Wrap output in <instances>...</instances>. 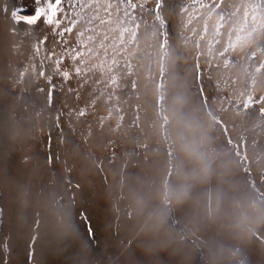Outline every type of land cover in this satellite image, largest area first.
I'll return each instance as SVG.
<instances>
[{
    "label": "rangeland",
    "instance_id": "obj_1",
    "mask_svg": "<svg viewBox=\"0 0 264 264\" xmlns=\"http://www.w3.org/2000/svg\"><path fill=\"white\" fill-rule=\"evenodd\" d=\"M4 5L9 7L7 16ZM36 6V0H0V67L9 64L13 75L16 69L27 70L29 81L16 84L0 78V264H202L210 241L235 245L213 225L189 233L184 229L186 211L177 209L175 231L184 230L183 250L177 254L170 247L146 256L130 232L128 195L165 176L169 168L166 152L171 145L164 131L165 118L176 108L201 122L193 120V135L211 141L218 151H227L238 161L234 172L222 180L213 177L210 183L194 189V195L206 199L219 189L228 195L246 191L258 199L246 182L241 156L225 142L223 128L214 115L227 125L233 141L240 143L248 169L259 180L264 177L257 166L258 161H264V127L252 124L258 121L260 104L254 101L245 110L242 100L231 106L229 102L216 103L220 109L226 104L229 107L209 115L196 96L198 82L187 77L194 72L193 61L183 67L177 63L176 45L181 41H173L164 59L150 35L140 39V58L134 48L128 51L135 72L132 79L137 83L135 95L127 86V70L119 55L112 73L119 81L118 88L108 83V73L100 71L87 72L83 82L75 77L64 80L52 61L44 59L46 48L59 53L64 47L58 30L40 22L33 33L23 22L16 25L11 20V8L32 15ZM64 7L70 15L69 0H64ZM178 31L171 21L170 35L175 37ZM75 32L64 37L70 45L76 43ZM40 33L48 41L34 55ZM101 39L97 37L91 46L99 49L103 59ZM112 54L109 48V63ZM263 59L259 53L256 66ZM65 60L70 67L71 61ZM86 60L89 68L100 62L94 55ZM245 69V60L232 67L240 74ZM40 71L51 76V81L39 76ZM261 76L254 74L258 87L264 86V78L257 80ZM137 106L140 119L134 125ZM85 107L86 114L79 117L78 110ZM241 111L250 115H241ZM241 137L247 141L246 148ZM174 157L171 164L175 167L179 163L175 152ZM67 210L72 214V229L66 227ZM259 230L264 231V227ZM242 247L251 264H264L260 241L253 237Z\"/></svg>",
    "mask_w": 264,
    "mask_h": 264
},
{
    "label": "snow or ice",
    "instance_id": "obj_2",
    "mask_svg": "<svg viewBox=\"0 0 264 264\" xmlns=\"http://www.w3.org/2000/svg\"><path fill=\"white\" fill-rule=\"evenodd\" d=\"M36 2L37 6L32 15H23L19 9L11 8V20L16 25L23 22V25L32 28L33 33L40 22L53 26L58 30V35H60L64 47L61 48L59 53L46 48L44 59L52 61L56 72L64 80L75 77L83 82L87 72L100 71L108 73L110 77L108 83L113 88H118L119 81L112 73L114 67L119 63L117 59L119 55L120 59L124 61L123 68L127 70L126 75L129 81L127 86L135 95L137 83L132 79L135 72L131 63L132 55L128 54V51L134 48L137 58H140L139 42L143 35H150L155 40V46L160 48L164 59L169 56V49L173 41L180 40L184 45L194 44L196 49L193 55L194 78L195 69L201 67L199 58L205 54L200 51L201 42H205L207 47L209 73L212 70L213 59L221 61L225 70L239 64L240 57L233 56L231 60L227 58L232 53L237 52V50L244 53L246 72L252 77L253 84L255 83L254 74L264 72V62L256 66L255 60L257 52L264 56V0H176V2H171V0H144L142 3H136L135 0H75L73 3V0H69L72 7L70 15L64 7V0H36ZM2 10L7 16L9 7L4 5ZM170 17L177 18L176 26L179 31L175 37L171 36L169 32L171 26ZM210 22L212 23L210 24ZM194 23L197 25L196 27H192ZM74 29L76 30V43L75 45H70V42L64 37L66 34L73 33ZM25 35H27V32H25ZM99 36H102L99 48L104 49L103 59H100L99 49L91 46ZM47 41L48 37L40 33V36L36 37L33 54H38L41 45H46ZM109 48L112 49L113 53L110 63L108 57ZM221 48L222 50H220ZM93 55L100 62L89 68L86 58ZM65 58H67V61H71L70 67L67 65ZM42 64L43 61H41ZM216 66L219 68L221 65L217 64ZM32 67L34 69L35 66ZM38 75L49 81L52 79L44 71H40ZM0 78L11 80L16 84L29 82L27 80V70L20 71L16 69L15 75H13L11 66L7 63L0 67ZM163 78L164 74L161 76V81ZM99 82L97 81V83ZM81 86H83V83ZM217 88L219 89V84H217ZM203 91L202 86L198 87L196 96L201 106L211 112L209 98L201 95ZM253 93L254 91L249 90L246 98L242 100L243 109H249L250 103L254 102ZM244 95L242 92L241 97H244ZM24 98L20 96V99ZM47 100H51V93L48 94ZM258 100L260 102L257 116L258 126L264 127V95H259ZM232 103L229 100L230 106ZM236 106L240 107V103H237ZM116 111L119 112L120 109L117 108ZM85 114L86 107L79 109L77 112L79 117ZM239 114L249 115L248 112L243 111ZM118 118L123 120V116ZM139 119V106H137L133 124H138ZM214 119L223 128L225 142L233 147L235 155L241 156V165L244 169L248 186L260 201H264V177H260L257 180L251 174L246 163V153L243 156L241 155L240 143L233 141L228 132V127L222 119L215 115ZM57 121H59V116ZM241 141L246 148V139L241 137ZM185 150L194 151V148L191 145H185ZM166 157L168 158L169 168L165 175L170 179L174 169L171 161L175 159L171 145L166 152ZM217 201H219V197H217ZM170 220L173 225L178 223L175 218V211H173ZM254 239L264 245V231L258 230ZM131 244L132 241H129L127 247L130 248ZM233 251L240 253L241 250L236 248ZM243 261L244 264H251L247 258L246 251L243 254Z\"/></svg>",
    "mask_w": 264,
    "mask_h": 264
},
{
    "label": "clouds",
    "instance_id": "obj_3",
    "mask_svg": "<svg viewBox=\"0 0 264 264\" xmlns=\"http://www.w3.org/2000/svg\"><path fill=\"white\" fill-rule=\"evenodd\" d=\"M193 120L201 123L197 117L176 108L169 111L164 131L179 163L170 179L165 175L158 183L129 192L130 232L146 256H155L170 247L178 254L183 250L184 230L175 231L170 217L173 211L180 209L186 211L184 229L189 233L213 225L236 242L231 245L210 241L202 264H244L242 245L264 227V201L246 191L228 195L218 189L215 196L209 194L206 199L194 195V189L210 183L213 177L222 180L234 172L238 161L227 151H218L211 141L193 135ZM185 145L193 146L194 151H186ZM257 166L264 172V161H258ZM65 222L68 229L74 227L70 210L65 213ZM236 248L240 253L233 251Z\"/></svg>",
    "mask_w": 264,
    "mask_h": 264
},
{
    "label": "flooded vegetation",
    "instance_id": "obj_4",
    "mask_svg": "<svg viewBox=\"0 0 264 264\" xmlns=\"http://www.w3.org/2000/svg\"><path fill=\"white\" fill-rule=\"evenodd\" d=\"M137 1L139 0H135V2ZM171 2H176V0H171ZM171 21L175 23V25H177V18H171ZM212 22H210V24ZM196 26L197 25L195 23L192 25V27H196ZM177 48H178L177 50L178 55L175 54V57L177 59V63L180 64L181 67L190 63V60L193 61V55L196 52L194 44L190 43L188 45H184L183 42L181 41L176 45V49ZM182 48L184 49L181 51ZM220 50H222V48ZM200 51L205 53L204 55H201L199 58V63L201 67L198 69H200V72L199 73L195 72V78H194V72L192 75L190 74L187 77L196 80L199 86L200 87L202 86V88L204 89V91L202 92V96H207L209 98V104L212 105L211 112H209L206 109V112L209 115L213 116V114L218 113L219 111H221V109L223 110L228 109L229 107L228 104H226L224 107H221V109L219 108L218 105L221 106L225 104L224 102L228 103L229 100H231L232 102L234 101L240 102L241 100L246 98V95L248 94L249 90L254 91L253 93L254 101L260 104L258 97L259 95H264V86L258 87L255 85V83L253 84L252 77L247 74L246 69L244 70V72H242V74H240L239 72H234L232 70V67H229L227 70H225L221 61L217 59H213L212 70L211 73H209L208 63H207L209 57L207 55V47L205 42H201ZM258 54L259 52H257V55ZM233 56L240 57V61L244 60L243 58L244 53L240 52L239 50H237V52L235 53H232L227 58L231 60ZM262 62H264V59L262 60ZM217 64H220L221 66L218 68L216 66ZM184 69L186 68L184 67ZM184 72L185 71H183V73ZM201 74L203 79L202 85H201ZM263 78H264V72H262V76L257 80H262ZM217 84H219V89L217 88ZM242 92L245 94L244 97H241ZM216 103H218V105L215 106ZM249 113H252V110H250ZM210 121L213 122V120ZM252 125L254 127H260L258 126V121Z\"/></svg>",
    "mask_w": 264,
    "mask_h": 264
}]
</instances>
